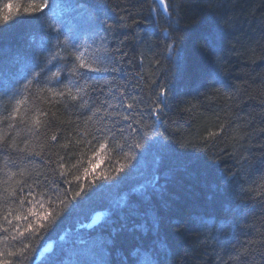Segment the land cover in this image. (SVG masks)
Masks as SVG:
<instances>
[{"label": "snow or ice", "instance_id": "obj_1", "mask_svg": "<svg viewBox=\"0 0 264 264\" xmlns=\"http://www.w3.org/2000/svg\"><path fill=\"white\" fill-rule=\"evenodd\" d=\"M48 3L43 0L24 7L23 14L43 12ZM101 8L96 5L88 10L87 28L83 31L67 28L55 15L50 17L42 24L37 54L28 58L30 66H26L23 82L6 83L0 79V264H34L40 250L33 251L34 239H42L102 187L112 186L108 182L123 179L134 161L156 147H168L164 142L170 136L162 114L172 93L170 80L177 63L173 54L181 38L176 34L183 31L180 5L173 0H146L137 13H146V23L163 19L167 25L161 30V39L167 37L164 59L172 63L161 67L160 59L153 53L145 65L142 52L140 71L120 80L116 77L123 74L127 60L125 41H119L117 47L111 44L116 40L117 29H131L139 21L128 15L120 16L116 23H105L100 18ZM19 15L9 12L0 16V29L10 26ZM235 25L234 18L222 17L204 36L203 44L213 66L209 83L219 85L209 89L214 93L210 98L224 102L221 112L225 119L216 113L218 123L212 129L183 139L180 146L203 152L213 162L228 155L236 171H229L224 179L229 185H240L232 196L241 200L264 199V143L257 147L261 151L258 161L251 147L254 140L264 138V112L262 125L254 127L255 118L241 108L244 90L226 80L228 56L240 54L238 41L228 40ZM136 39L142 37L137 35ZM132 80H136L134 86ZM144 88L149 92L147 103L142 95L133 94L136 90L142 93ZM196 108L197 105L189 104L184 111L190 113ZM218 143H225L231 151L226 152ZM102 164L107 169L99 172ZM254 172H261L260 183L252 181L245 187ZM159 180V175L154 176L153 189H157ZM117 209L121 231H138L146 236L151 230L154 238L147 248L133 250V255L139 257L137 264H164L160 257H167L169 249L159 232L161 218L152 212H141L138 203H121ZM136 218L141 222L136 223ZM174 226L176 231L183 228L179 221ZM75 243L87 245L88 241L78 237ZM217 261L264 264V234L258 241L249 239L233 246L227 257L217 254ZM51 264L67 262L54 258Z\"/></svg>", "mask_w": 264, "mask_h": 264}, {"label": "trees", "instance_id": "obj_2", "mask_svg": "<svg viewBox=\"0 0 264 264\" xmlns=\"http://www.w3.org/2000/svg\"><path fill=\"white\" fill-rule=\"evenodd\" d=\"M41 2L43 0H0V16L20 13L14 23L0 29V79L6 83L23 82L26 66H30L28 58L37 54L44 22L55 15L67 28L83 31L87 28L88 10L96 5L102 6L100 18L105 23H116L120 16L128 15L139 21L131 29H117L116 40L111 44L117 47L119 41L124 40V51L127 52L123 74L117 76V80L140 71L142 52L146 57L145 65L153 53L160 59L161 67L172 63L164 59L167 37L161 39V30L167 25L163 19L159 23L156 20L146 23V13L137 16L146 0H49L43 12L37 10L30 16L23 14L24 7ZM173 3L180 5L183 31L176 34L181 38L177 40L178 47L173 54L177 63L170 80L172 93L162 114L170 136L164 142L168 147H156L146 157L134 161V166L126 169L127 175L123 179L108 182L112 186L102 187L42 239H34L31 242L33 251L40 249L34 264H51L54 258L64 259L67 264H137L139 257L133 255V250L147 248L154 238L151 230L146 236L138 231L120 230L122 221L117 206L125 202L138 203L141 212H152L161 218L159 232L169 249L167 257H160L164 264H218L217 254L227 257L233 246L245 244L249 239L258 241L264 234V199L233 197V190L240 185L237 182L229 185L224 179L229 171H236L234 161L228 155H221L213 162L203 152L180 146L183 139L204 135L206 129H212L218 123L216 113H221V120L225 119L221 112L224 102L210 98L214 93L209 89L219 85L209 83L208 74L213 66L203 47L204 36L222 17L235 19V29L228 40L230 43L238 41L236 48L240 53L228 56L227 83L244 90L242 111L255 118L254 127L262 125L264 0H173ZM137 35L142 39L138 41ZM135 84L136 80H132V85ZM133 94L142 95L145 102H149L147 88ZM189 104L197 105L196 110L184 111ZM225 143H218V146L225 148ZM260 143H264V138L254 140L251 145L257 161L261 155L257 150ZM225 151L230 152L231 148H225ZM112 159L114 161L116 157ZM106 169L107 166L102 164L98 171ZM156 175L160 176L159 190L152 188ZM260 176L261 172H254L244 186H249L252 181L259 184ZM123 211L126 215L128 209ZM93 214L101 217L89 226ZM175 221L183 226L181 231L175 230ZM135 222L140 223V218ZM128 226H132L131 219ZM78 237L92 240L85 246L87 251L75 243ZM46 245H50L49 251L43 250ZM71 257L74 261L69 260Z\"/></svg>", "mask_w": 264, "mask_h": 264}, {"label": "bare ground", "instance_id": "obj_3", "mask_svg": "<svg viewBox=\"0 0 264 264\" xmlns=\"http://www.w3.org/2000/svg\"><path fill=\"white\" fill-rule=\"evenodd\" d=\"M100 217H101V215H99V214H93L92 217L90 218L88 224H89L91 221H94L95 219H96L95 223L98 222L99 219H100ZM95 223H94V224H95Z\"/></svg>", "mask_w": 264, "mask_h": 264}, {"label": "water", "instance_id": "obj_4", "mask_svg": "<svg viewBox=\"0 0 264 264\" xmlns=\"http://www.w3.org/2000/svg\"><path fill=\"white\" fill-rule=\"evenodd\" d=\"M95 221H96V219H95L94 221H91V222L89 223V226L93 225V224L95 223ZM49 248H50V245H46V246L43 247V250H44V251H48Z\"/></svg>", "mask_w": 264, "mask_h": 264}, {"label": "rangeland", "instance_id": "obj_5", "mask_svg": "<svg viewBox=\"0 0 264 264\" xmlns=\"http://www.w3.org/2000/svg\"><path fill=\"white\" fill-rule=\"evenodd\" d=\"M91 243H92V240H90V242L88 241V244L87 245H89ZM81 246L84 248L83 251H87V248L85 247L86 245H81ZM70 255H71V253H70ZM69 260L74 261L72 257L69 258Z\"/></svg>", "mask_w": 264, "mask_h": 264}]
</instances>
